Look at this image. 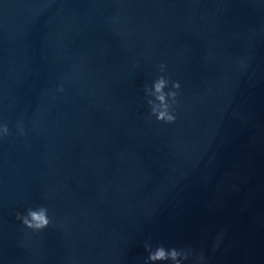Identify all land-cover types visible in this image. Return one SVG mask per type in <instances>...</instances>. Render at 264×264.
Returning a JSON list of instances; mask_svg holds the SVG:
<instances>
[{
  "label": "water",
  "instance_id": "1",
  "mask_svg": "<svg viewBox=\"0 0 264 264\" xmlns=\"http://www.w3.org/2000/svg\"><path fill=\"white\" fill-rule=\"evenodd\" d=\"M0 122V264H264V0H0Z\"/></svg>",
  "mask_w": 264,
  "mask_h": 264
},
{
  "label": "clouds",
  "instance_id": "2",
  "mask_svg": "<svg viewBox=\"0 0 264 264\" xmlns=\"http://www.w3.org/2000/svg\"><path fill=\"white\" fill-rule=\"evenodd\" d=\"M165 65L161 64L159 70L161 75L155 78L150 85L145 86V93L149 97L151 115L158 121L174 123L176 120L173 104L176 102L178 90L181 88L179 81H171L163 74ZM171 100V103L169 102ZM9 134V127L6 123L0 122V138ZM17 219L27 228L36 232L47 229L52 224L47 207L41 206L38 210L28 208L26 212H18ZM148 252L146 264H183L187 255L175 247L166 248L163 245L153 247L145 243Z\"/></svg>",
  "mask_w": 264,
  "mask_h": 264
}]
</instances>
